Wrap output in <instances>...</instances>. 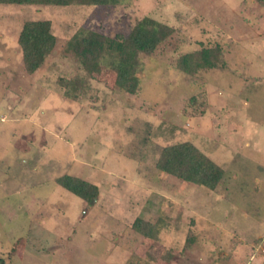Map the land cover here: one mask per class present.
<instances>
[{"label":"rangeland","instance_id":"1","mask_svg":"<svg viewBox=\"0 0 264 264\" xmlns=\"http://www.w3.org/2000/svg\"><path fill=\"white\" fill-rule=\"evenodd\" d=\"M149 16L173 27L141 55L136 94L68 47L78 30L113 41ZM49 19L56 41L27 73L18 33ZM219 45L223 64L188 74L180 54ZM191 142L219 164L215 188L157 167ZM246 141L250 144L247 146ZM247 142V143H249ZM98 186L87 203L56 182ZM157 224V238L133 228ZM0 258L3 264H264V6L255 0L0 3Z\"/></svg>","mask_w":264,"mask_h":264},{"label":"trees","instance_id":"2","mask_svg":"<svg viewBox=\"0 0 264 264\" xmlns=\"http://www.w3.org/2000/svg\"><path fill=\"white\" fill-rule=\"evenodd\" d=\"M120 1L122 0H0V3L107 5ZM255 1L264 6V0ZM173 31L170 25L144 16L135 22L128 34L121 40L113 41L100 32L80 29L69 39L68 47L74 52L82 66L91 72L100 71L103 63L101 58L105 50L113 49L115 61L110 67L115 73V86L136 94L143 71L141 55L152 54L160 43L172 35ZM55 41L49 19L24 21L18 33L17 42L27 73H33L41 67L46 56L53 50ZM221 55L219 45L204 46L180 54L176 60V66L193 75L200 69L222 65ZM156 164L164 172L208 188H215L223 177L222 167L188 141L165 146ZM56 182L87 203H91L98 196V186L79 177L64 174L57 177ZM156 225L137 218L133 228L145 238L151 239L152 237L157 238L159 230ZM0 264H3L2 258H0Z\"/></svg>","mask_w":264,"mask_h":264},{"label":"crops","instance_id":"3","mask_svg":"<svg viewBox=\"0 0 264 264\" xmlns=\"http://www.w3.org/2000/svg\"><path fill=\"white\" fill-rule=\"evenodd\" d=\"M247 142H249V141H246V145L248 146L250 144V142L249 143H247Z\"/></svg>","mask_w":264,"mask_h":264}]
</instances>
